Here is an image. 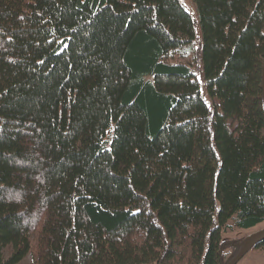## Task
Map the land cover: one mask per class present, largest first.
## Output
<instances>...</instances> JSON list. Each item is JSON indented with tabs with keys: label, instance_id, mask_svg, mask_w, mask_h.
Instances as JSON below:
<instances>
[{
	"label": "trees",
	"instance_id": "obj_1",
	"mask_svg": "<svg viewBox=\"0 0 264 264\" xmlns=\"http://www.w3.org/2000/svg\"><path fill=\"white\" fill-rule=\"evenodd\" d=\"M194 2L213 110L180 0H0V264H223L264 223V0Z\"/></svg>",
	"mask_w": 264,
	"mask_h": 264
},
{
	"label": "rangeland",
	"instance_id": "obj_2",
	"mask_svg": "<svg viewBox=\"0 0 264 264\" xmlns=\"http://www.w3.org/2000/svg\"><path fill=\"white\" fill-rule=\"evenodd\" d=\"M180 1L183 3L185 8L188 10V12L190 13L194 21L195 31H196V36H197L196 44L200 50V62L198 66L196 67V75L200 83L202 97L205 99L207 104L210 106V109L213 110L214 103L208 94L205 75H204V67H203L202 58H201L202 49H203V35H202V29L199 23L198 10H197L194 0H180ZM216 219H217V214H216ZM229 226L230 227H228L226 232H224L223 234V238L225 241V246L223 248V264H228L232 260L236 252V249L238 247H242L243 245H245L247 240H249L254 235L264 232V223L258 225L255 228L248 229V230L237 228L234 224V221H231ZM11 253H12L11 246L6 248V250L4 251L6 258H8L11 255ZM247 258H249V256ZM248 260L249 259L242 260L238 264H247ZM21 264H34L33 255L32 254L28 255L22 261Z\"/></svg>",
	"mask_w": 264,
	"mask_h": 264
},
{
	"label": "water",
	"instance_id": "obj_3",
	"mask_svg": "<svg viewBox=\"0 0 264 264\" xmlns=\"http://www.w3.org/2000/svg\"><path fill=\"white\" fill-rule=\"evenodd\" d=\"M263 92H264V72H263ZM262 239H264V232L259 233L247 240L243 250L228 264H238L249 252L252 251L253 247Z\"/></svg>",
	"mask_w": 264,
	"mask_h": 264
},
{
	"label": "crops",
	"instance_id": "obj_4",
	"mask_svg": "<svg viewBox=\"0 0 264 264\" xmlns=\"http://www.w3.org/2000/svg\"><path fill=\"white\" fill-rule=\"evenodd\" d=\"M245 259H249L247 264H264V251H251L242 260Z\"/></svg>",
	"mask_w": 264,
	"mask_h": 264
}]
</instances>
